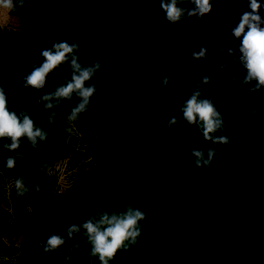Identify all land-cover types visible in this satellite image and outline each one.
<instances>
[{
    "label": "trees",
    "instance_id": "trees-1",
    "mask_svg": "<svg viewBox=\"0 0 264 264\" xmlns=\"http://www.w3.org/2000/svg\"><path fill=\"white\" fill-rule=\"evenodd\" d=\"M249 10L246 0H223L200 19L171 24L158 0H29L13 11L0 7V75L8 108L17 115L26 111L38 123L44 104L37 101L70 80L65 63L43 89L22 87L53 43H76L82 65H102L86 82L97 93L78 120H68L79 102L73 94L53 108L57 132L45 131L47 139L35 147L22 139L9 152L11 141L0 140V202L6 206L0 264H28L27 238L50 235L48 219L57 215L52 200L73 203L83 222L127 206L145 213L137 243L109 264H264V88L252 93L254 82L241 85L246 72L235 62L240 42L231 35ZM201 47L206 57L193 60ZM224 64L229 67L221 71ZM203 75L209 84H201ZM197 86L226 125L214 135L234 142L213 145L182 119L179 109ZM172 117L178 123L168 128ZM209 148L218 155L210 167L197 168L192 151L206 156ZM9 156L16 160L13 169L6 166ZM47 158H64V165L45 166ZM25 170L36 172L43 185L32 190L24 181L28 191L18 196L15 181Z\"/></svg>",
    "mask_w": 264,
    "mask_h": 264
},
{
    "label": "clouds",
    "instance_id": "clouds-1",
    "mask_svg": "<svg viewBox=\"0 0 264 264\" xmlns=\"http://www.w3.org/2000/svg\"><path fill=\"white\" fill-rule=\"evenodd\" d=\"M29 0H0V7L9 11L15 10ZM160 9L165 13V19L176 24L183 19L196 17L197 19L208 15L212 11L213 3H221L223 0H158ZM231 3H239L242 0H227ZM192 4L194 7L185 9L179 7L180 4ZM249 11H244L239 23L232 29L231 35L239 40L238 53L239 57L235 61L243 67L246 72L241 85H248L254 82V86L249 89L255 93L264 88V18L259 14L262 4L259 0H246ZM79 46L76 43L69 44L66 41L53 43L51 49L43 50L40 56L43 63L39 66H33V70L24 78V88L40 90L45 87L46 79L50 73L60 67L62 64L68 63L71 69L70 80L63 85L57 86L52 93H46L37 101L44 104L46 110L53 109L59 102L63 100L71 101L73 94L79 99V102L72 107L68 116L69 121H76L85 113L90 105V99L97 93L94 84L86 86V82L92 80L96 72L102 67L99 62L91 66H84L79 62L76 53ZM179 51V50H178ZM224 50L221 49V52ZM207 49L201 47L199 52H193L191 58L193 60H202L206 57ZM227 54L233 55V50L228 49ZM70 58V59H69ZM228 64L221 65V71L227 69ZM235 69L233 70L232 81L236 80ZM172 79V75L162 78L160 88H166ZM211 82L208 75L201 77V84L207 85ZM19 87V82H18ZM202 93L200 86H197L190 97L185 101L179 109L182 113V119L189 126L197 125L205 141H210L213 145H227L231 141L229 136H215L214 133L226 127L223 117L217 110L216 106L210 99H201ZM53 101H56L54 104ZM55 112L49 117V123L53 122ZM178 123L176 117H172L167 127L172 128ZM48 137L47 132L37 127L33 119L22 112L17 115L15 111L8 108V97L2 83V75H0V140H10L11 143L5 145L9 152L18 150L21 146V140L26 138L28 142L35 147L37 141H44ZM191 155L195 158L194 163L197 168L210 167L213 159L218 155L214 148H209L207 154L203 150H193ZM8 169L16 166L14 157L9 156L6 160ZM18 196H22L28 191L24 186L22 179L15 181ZM145 219V213L138 209L127 206L122 213L108 212L96 213L88 218L83 224L77 226L71 225L67 229L68 238H72L74 234L84 230L88 243L91 246L89 255L98 257L100 264H109L116 254L121 250L127 251L130 246H134L138 238L141 236L139 222ZM65 243L60 235L53 233L46 241L43 248L45 253L59 249ZM70 258V257H69Z\"/></svg>",
    "mask_w": 264,
    "mask_h": 264
},
{
    "label": "rangeland",
    "instance_id": "rangeland-1",
    "mask_svg": "<svg viewBox=\"0 0 264 264\" xmlns=\"http://www.w3.org/2000/svg\"><path fill=\"white\" fill-rule=\"evenodd\" d=\"M52 112H55L56 115L53 118V122L49 123V117ZM35 125L42 128L44 131L55 134L58 126V112L55 109L46 110L43 108L38 123ZM24 140L26 141V138H24ZM22 142L24 141H21V143ZM25 148L28 150L27 153L32 154L33 150L31 147L24 146L22 149ZM19 152L21 153V151ZM23 154L25 153L23 152ZM0 160H3L2 157ZM29 161L30 160L27 159V163ZM63 165L64 158H47L45 161V166L63 167ZM23 176L24 178L22 180L26 182L28 189L39 190L42 188L43 182L39 179L40 177L37 176L36 172L25 170ZM50 206L53 211L57 213L54 218L48 219L50 235L53 233L60 235L65 239V243L59 249L45 253L43 248L46 245L48 238L41 240L38 237L29 236L27 238L26 246V253L29 261L28 264H35V262L36 264H96L98 257H92L89 255L91 246L88 243L87 237L84 235L83 229L80 233L74 234L72 238H68L67 229L71 225L75 224L79 226L84 223L74 215L73 212L75 205L73 203L70 205H64L59 201L52 200ZM4 210H6V206L0 202V218L2 216L1 213H4Z\"/></svg>",
    "mask_w": 264,
    "mask_h": 264
}]
</instances>
